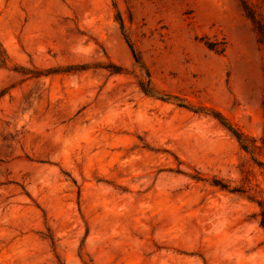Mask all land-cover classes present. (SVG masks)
Here are the masks:
<instances>
[{"label": "rangeland", "instance_id": "1", "mask_svg": "<svg viewBox=\"0 0 264 264\" xmlns=\"http://www.w3.org/2000/svg\"><path fill=\"white\" fill-rule=\"evenodd\" d=\"M261 26L264 0H0V264H264Z\"/></svg>", "mask_w": 264, "mask_h": 264}, {"label": "trees", "instance_id": "2", "mask_svg": "<svg viewBox=\"0 0 264 264\" xmlns=\"http://www.w3.org/2000/svg\"><path fill=\"white\" fill-rule=\"evenodd\" d=\"M244 8H245V10L247 11V13L249 14V16H251V17L254 18V15L251 13V11H250L249 8L247 7V5H244ZM261 32L264 33V29H263L262 26H261ZM210 46H211V48H215L214 45H210ZM131 48H132V50L134 51L132 45H131ZM217 50H218V49H217ZM143 88H144V87H143ZM144 90H145V92L148 93V90H147V89H144ZM218 116H219V119L222 121V123L225 124V125H226V126H227V127L233 132V134L239 139V141L243 143V141H242V134H241L240 132H238L236 129H234L233 127H231V125H229V124L223 119V117H222L221 115H218ZM243 146H244V148H248V146H247V145H244V143H243ZM260 207H261V213H260V215H261V221H260V223H261V225H262L263 228H264V203H260Z\"/></svg>", "mask_w": 264, "mask_h": 264}]
</instances>
